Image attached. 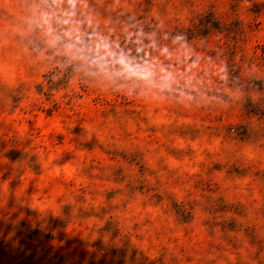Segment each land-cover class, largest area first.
I'll use <instances>...</instances> for the list:
<instances>
[{"label": "rangeland", "instance_id": "374dc122", "mask_svg": "<svg viewBox=\"0 0 264 264\" xmlns=\"http://www.w3.org/2000/svg\"><path fill=\"white\" fill-rule=\"evenodd\" d=\"M29 3L0 0V264H264V0H86L133 54L128 24L185 37L191 73L150 51L191 101L44 51Z\"/></svg>", "mask_w": 264, "mask_h": 264}, {"label": "clouds", "instance_id": "9594fccd", "mask_svg": "<svg viewBox=\"0 0 264 264\" xmlns=\"http://www.w3.org/2000/svg\"><path fill=\"white\" fill-rule=\"evenodd\" d=\"M81 8H87L86 0H30L29 15L25 17L27 30H38L43 37L44 51L52 50L55 55L65 57L68 63H77L78 70L87 75L102 78L120 88L127 86L121 81L132 82L133 86L147 92H175L181 100L194 99L184 90L175 70L153 57L150 51L156 50L168 60L176 56L181 62L191 61L185 70L191 73L198 67L199 59H192L185 37L172 38V43L178 45L173 51L167 46H159L155 33L146 34L142 28L133 31L136 25L128 24L122 31L126 41L135 45L133 54L118 39L112 38L110 33L114 29L110 28L106 33L95 15L81 12ZM220 72L224 73L226 69L221 68ZM226 78V75L221 76V79ZM191 82L192 77L188 76L185 85H191Z\"/></svg>", "mask_w": 264, "mask_h": 264}]
</instances>
